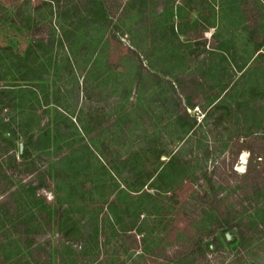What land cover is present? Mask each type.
Instances as JSON below:
<instances>
[{
    "label": "trees",
    "instance_id": "trees-1",
    "mask_svg": "<svg viewBox=\"0 0 264 264\" xmlns=\"http://www.w3.org/2000/svg\"><path fill=\"white\" fill-rule=\"evenodd\" d=\"M166 1L162 4L169 6L174 0ZM110 15L107 0H0V243L6 247L0 263L112 264L121 257V264H264L261 25L247 28L250 41H256L254 59H240L235 46L207 40L203 32L211 23H205L195 37L196 46L202 44L205 52L222 55L219 81L224 82L228 70L241 72L232 84L215 86L211 109L194 101L208 98V92L197 89L195 96L183 78L177 79L189 104L204 109L203 119L209 110L208 117L218 113L215 135L220 131L217 124L229 130L227 137L221 135L211 145L199 140L203 154H194L192 147L184 145L175 152H158L153 158L150 150L159 141L148 138L144 144L150 153L121 154L118 165L103 157L100 164L107 177L100 180L112 179L117 189L106 205L97 199L99 206L93 209L84 197L104 185L90 182L85 191L84 178L78 181L74 176L82 164L80 157L72 165L76 167L70 173L74 180L60 178L52 163L47 172L38 167L37 156L50 149L52 120L45 129L36 124L38 104L42 103L36 89L42 82L46 85V76L58 68L52 60L59 56L53 55L71 59L104 51L107 38H93ZM9 33L16 37L11 39ZM215 37L213 34L212 39ZM16 38L28 42L21 47ZM80 70L86 71L87 66ZM29 95L36 96L30 104ZM43 96L48 111L49 93ZM55 127L57 132L59 127ZM244 150L248 152L245 169L239 171L236 165ZM163 154L168 158L161 159ZM6 178L10 185L4 183ZM45 190L54 194L51 199ZM65 198H71L69 203ZM183 222L186 227L174 226ZM187 228L195 232H179ZM32 232L50 236L43 239L40 235L38 242Z\"/></svg>",
    "mask_w": 264,
    "mask_h": 264
},
{
    "label": "rangeland",
    "instance_id": "rangeland-1",
    "mask_svg": "<svg viewBox=\"0 0 264 264\" xmlns=\"http://www.w3.org/2000/svg\"><path fill=\"white\" fill-rule=\"evenodd\" d=\"M165 1L107 0L111 15L103 26H99L100 33L93 38L94 41L101 37L107 38L108 41L102 45L104 51L71 59L62 54L53 55L62 57L52 60L58 68L52 75L46 76V85L42 82V86L36 89V95L42 101L38 104L37 114L40 118L36 124L40 129H45L49 120H52L48 141L50 149L37 156L38 167L42 172H47L48 164L52 163V168L55 166V173L58 175L59 172L60 178L68 176V179L74 180L70 173L76 171V167L72 168V165L74 159L76 161L80 157L82 164L79 173L74 176L78 181L84 178L85 191L90 182L104 185L84 197L91 209L99 206L97 199L106 205V200L113 198V192L117 189L112 179L100 180L107 177L100 164L103 157L113 165H118L116 160L121 154L151 151L155 158L158 152H175L184 145L192 147L194 154H203V148L199 146L202 142L199 143V140H206L211 145L221 139V135L228 136L229 130L221 123L217 124L219 133H214L218 113L217 117H208L209 110L203 119L202 106L192 107L189 98L178 86L177 79L181 77L195 96L198 90L200 93L208 92V98L202 100L196 97L194 101L208 104L209 109L213 104L215 86L219 83L218 88H221L228 81L232 84L241 73L228 70L223 75L224 82L219 81L222 55L207 53L202 44L199 47L195 44V37L200 35L205 23H211L203 32L207 40H212L211 43L217 39V43L235 46L240 59H254L258 54L254 50L256 41H250L252 35L247 28L251 25L264 27V0H174L172 3L170 1L169 6L162 4ZM213 34L216 37L212 39ZM9 35L11 39L16 37L13 33ZM5 37L7 39L8 34ZM16 41L21 47L28 42L23 38H16ZM193 48H196L195 52H191ZM261 63L263 69L260 70L264 73V59ZM84 65L87 70H80ZM243 85L247 86V83ZM46 92L49 93L48 111L43 96ZM26 97L30 104L36 96ZM29 107L32 108V105ZM55 125L59 127L57 132ZM148 138L158 139L159 146L149 151L144 144ZM21 140L18 143L21 144ZM247 155L245 150L241 153L236 165L239 171L245 169L246 161L242 159L245 157L247 160ZM167 158V154L161 156L163 160ZM8 181L6 178L4 183L10 185ZM45 195L51 199L54 194L45 190ZM70 199L65 198L66 202ZM174 226L186 227L184 222ZM179 232L191 234L195 229L187 228ZM34 234L38 242L42 238L40 235L45 236L43 239L50 236L45 233ZM53 235L52 239L55 238ZM5 242L9 244L10 239ZM5 248L0 243L1 259L4 258ZM67 248L64 249L65 254L69 253ZM124 256L128 257L127 254ZM120 258L112 264H121ZM181 259L185 263L186 255ZM90 264L95 262L91 261Z\"/></svg>",
    "mask_w": 264,
    "mask_h": 264
},
{
    "label": "water",
    "instance_id": "water-1",
    "mask_svg": "<svg viewBox=\"0 0 264 264\" xmlns=\"http://www.w3.org/2000/svg\"><path fill=\"white\" fill-rule=\"evenodd\" d=\"M244 162L246 161V159L243 157V159H242Z\"/></svg>",
    "mask_w": 264,
    "mask_h": 264
},
{
    "label": "bare ground",
    "instance_id": "bare-ground-1",
    "mask_svg": "<svg viewBox=\"0 0 264 264\" xmlns=\"http://www.w3.org/2000/svg\"><path fill=\"white\" fill-rule=\"evenodd\" d=\"M246 156V155H245ZM245 158V157H244Z\"/></svg>",
    "mask_w": 264,
    "mask_h": 264
}]
</instances>
